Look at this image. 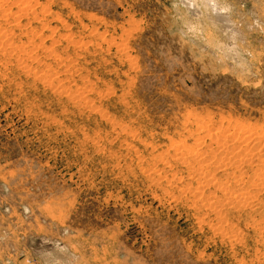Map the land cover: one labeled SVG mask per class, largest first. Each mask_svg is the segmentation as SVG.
<instances>
[{"label": "rangeland", "instance_id": "rangeland-1", "mask_svg": "<svg viewBox=\"0 0 264 264\" xmlns=\"http://www.w3.org/2000/svg\"><path fill=\"white\" fill-rule=\"evenodd\" d=\"M0 39V264H264V0H0Z\"/></svg>", "mask_w": 264, "mask_h": 264}, {"label": "bare ground", "instance_id": "bare-ground-1", "mask_svg": "<svg viewBox=\"0 0 264 264\" xmlns=\"http://www.w3.org/2000/svg\"><path fill=\"white\" fill-rule=\"evenodd\" d=\"M12 2H13V1H12ZM25 3H26V2H25ZM16 4H17V3H16ZM32 5H33V4H32ZM8 8H9V7H8ZM9 9H10V8H9ZM2 10H3V9H2ZM6 10H7V9H6ZM19 10H21V9H18V11H19ZM8 12H9V11H8ZM8 12H7V13H8ZM11 12H12V11H11ZM5 15H7V14H5ZM5 15H4V16H5ZM17 19H19V17H18ZM20 24H21V23H20ZM1 27H2V26H1ZM4 32H5V31H4ZM9 33H11V32H9ZM5 35H6V34H5ZM5 35H4V36H5ZM0 40H2V39H0ZM8 43H9V42H8ZM11 43H12V42H11ZM19 51H20V50H19ZM30 51H31V50H30ZM10 54H11V53H10ZM4 56H5V54H4ZM23 57H24V56H23ZM31 57H32V56H31ZM36 58H37V57H36ZM36 58H35V59H36ZM17 59H18V58H17ZM20 64H21V63H20ZM21 65H22V64H21ZM26 67H27V66H26ZM26 70H27V69H26ZM40 71H41V70H40ZM50 80H51V79H50ZM43 84H44V83H43ZM244 129H245V128H244ZM214 132H215V131H214ZM198 136H199V135H198ZM263 136H264V135H263ZM251 137H252V136H251ZM221 139H222V138H221ZM223 139H224V138H223ZM195 144H196V143H195ZM196 145H197V144H196ZM217 149H218V148H217ZM228 149H229V148H228ZM248 151H249V150H248ZM252 151H253V150H252ZM249 152H250V151H249ZM201 153H202V151H201ZM226 153H227V152H226ZM195 154H196V153H195ZM227 154H228V153H227ZM248 154H249V153H248ZM236 155H237V153H236ZM244 155H245V154H244ZM246 155H247V154H246ZM261 155H262V154H261ZM180 156H181V154H180ZM237 156H238V155H237ZM240 160H241V159H240ZM261 160H262V159H261ZM236 162H237V161H236ZM263 162H264V160H263ZM220 166H221V165H220ZM237 166H238V165H237ZM259 166H260V165H259ZM215 167H216V166H215ZM257 168H258V167H257ZM260 168H261V167H260ZM257 170H259V169H257ZM259 171H260V170H259ZM206 173H207V172H206ZM261 173H262V172H261ZM209 175H210V174H209ZM235 176H236V175H235ZM244 176H245V175H244ZM213 178H214V177H213ZM263 178H264V177H263ZM251 180H252V179H251ZM262 181H263V180H262ZM263 182H264V181H263ZM263 182H262V183H263ZM197 183H198V182H197ZM260 183H261V182H260ZM206 185H207V184H206ZM253 185H254V184H253ZM256 185H257V184H256ZM201 193H202V192H201ZM237 193H238V192H237ZM239 193H240V192H239ZM248 193H249V192H248ZM242 195H243V194H242ZM248 196H249V195H248ZM248 196H247V197H248ZM254 196H255V195H254ZM247 197H246V198H247ZM249 198H250V197H249ZM224 199H225V198H224ZM242 199H243V198H242ZM239 200H240V199H239ZM208 201H209V200H208ZM237 201H238V200H237ZM245 204H246V203H245ZM240 205H241V204H240ZM211 208H212V207H211ZM221 215H222V214H221ZM220 230H221V229H220Z\"/></svg>", "mask_w": 264, "mask_h": 264}]
</instances>
